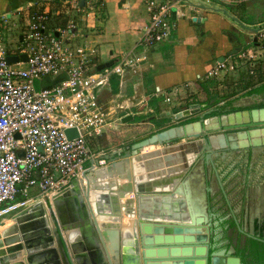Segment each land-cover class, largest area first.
<instances>
[{
  "label": "crops",
  "instance_id": "1",
  "mask_svg": "<svg viewBox=\"0 0 264 264\" xmlns=\"http://www.w3.org/2000/svg\"><path fill=\"white\" fill-rule=\"evenodd\" d=\"M163 1L176 3L179 9L174 21L173 37L145 47L140 39L150 20L147 0H94V7L84 4V10L81 11L73 8L68 0H0V14L15 15V21L25 28H28L34 11L48 14V27L51 29L64 27L74 20L81 33V36L74 39V45L83 42L96 48V55L90 61L94 70H98V65L102 63L115 64L129 56L142 58L135 65L124 67L122 73L112 74L99 90V99L107 107H112V113L109 117L110 127L92 144V151L96 156L112 155L115 151L122 150L123 153L135 141L161 129L197 120L199 113L184 119H178L174 114L163 115L171 110L188 108L192 103L200 104V113L214 109L210 115L264 107V37L260 34L264 31L255 33L243 43V46L251 43L252 48L260 53L254 73H251L250 66H242L230 73L225 80L221 77L207 78L217 61L222 56L228 59L227 54L238 47L233 34L239 31V25L222 12L190 7L184 1ZM194 1L199 5H216L227 9V4L219 1ZM227 11L239 18L242 15H253L254 19L243 22L253 27H264V0H245L238 4L237 11ZM195 16L204 19L200 22L193 21ZM158 89L172 91L169 94L171 100L167 101ZM136 112L144 117L137 127L131 128L122 118L128 114H132L134 118ZM121 124L123 129L119 127ZM160 147V144L152 145L145 147L143 151ZM241 149L244 148H239L238 151ZM250 153L254 154L252 149ZM253 156H257V153ZM166 157L163 153L157 157L163 171L167 169ZM90 163L91 160L87 165ZM146 167L130 158L125 169L132 172L135 170L138 177H144L142 181L145 184L153 186V181L159 178H148ZM189 173L190 197L187 198V189L183 186L179 199L189 205L204 194L206 208L212 188L211 168L195 165ZM114 178L118 184L127 181L120 175H115ZM85 183L86 179L81 175L73 178L69 186L56 194H41L38 189L33 188L29 194L31 200L24 207L30 217L27 222L32 223L33 229L30 244L21 239L17 243H23L22 249L12 258L1 257L0 264H122L118 246H115V241L118 243L119 239L115 240L113 234L118 233L119 237L120 230L132 226L134 218L127 216L124 211H120L121 216L115 219V216L109 214H94L91 199L86 195ZM153 195L162 198L168 194H145L146 197ZM132 197L133 192H128L124 197L119 194V205L122 206L126 203L124 201ZM23 198V194L18 193L17 199ZM151 200L148 199V202L153 207ZM131 208L135 209V202L129 206ZM13 213L0 220V232L16 224ZM7 247L8 245H3L0 249Z\"/></svg>",
  "mask_w": 264,
  "mask_h": 264
},
{
  "label": "built area",
  "instance_id": "2",
  "mask_svg": "<svg viewBox=\"0 0 264 264\" xmlns=\"http://www.w3.org/2000/svg\"><path fill=\"white\" fill-rule=\"evenodd\" d=\"M93 1L85 0V5L92 8ZM216 1L240 4L245 0ZM68 3L78 11L84 10L80 0ZM176 7L170 1L147 0L150 20L143 29L142 45L151 47L173 37ZM48 19L47 13L34 11L27 31L22 38L19 36L21 45L8 51L4 41L11 21L6 13L0 14V220L26 207L33 188L41 194H56L86 170L107 164L105 155L96 156L92 151V144L111 125L112 107L99 99V90L112 74L122 73L124 67L142 60L129 56L94 70L90 61L96 48L73 44L81 36L76 22L71 20L64 27L48 31ZM260 34L264 37V32ZM21 54H26L27 60H7L8 55ZM259 57L260 53L248 43L228 59L217 61L207 78L225 80L242 66H250L254 73ZM62 72L67 73L66 79L48 87H35L36 79L54 78ZM158 92L171 100L172 91ZM68 128H76L77 135L68 138ZM18 193L24 198L17 199Z\"/></svg>",
  "mask_w": 264,
  "mask_h": 264
},
{
  "label": "water",
  "instance_id": "3",
  "mask_svg": "<svg viewBox=\"0 0 264 264\" xmlns=\"http://www.w3.org/2000/svg\"><path fill=\"white\" fill-rule=\"evenodd\" d=\"M176 1H184L190 7L224 13L239 25V33L247 35L248 38H252L255 33L264 29L262 26L255 28L248 26L236 15L229 13L225 7L199 5L194 0ZM84 2L80 0V5L84 6ZM177 7L173 11V18H176ZM192 19L200 22L204 18L195 16ZM233 36L236 34L234 33ZM245 41L244 36L238 39V47L230 51L227 56L236 54L243 48ZM19 58L27 60V55L7 56L9 62L18 61ZM224 58L225 56H222L221 60ZM111 65L113 62L102 63L97 69L102 70ZM66 78V72L54 78L45 76L39 82L40 88L54 85ZM200 111V104L192 103L188 108L180 111L171 110L163 113V115L174 114L178 119L187 118L194 113L199 114L198 119L193 122L161 129L135 141L123 153H121L123 150L115 151L112 155L105 156L108 160L107 165L88 169L82 174L86 179V195L91 199L94 214H109L115 216V219L121 216L120 211H124L127 216L134 218L132 226L120 230L119 237L118 233L113 234L115 240L119 239L118 243L115 241V246H118L122 264H209V262L216 264L219 261L215 256L216 252H209V228L206 224L209 220L204 205V194L186 205L183 199H179L180 191L185 186L187 198L190 197L189 171L199 162L203 161L216 169L214 156L219 153L223 156L229 149L236 150L264 144V140L254 137L255 134L264 133V107L223 112L211 116L208 115L214 112V109L203 110L201 113ZM132 119L133 115L128 114L122 118V121L128 122ZM211 120L217 124H211ZM221 131L223 133H218ZM66 134L68 138H72L77 135V129L68 128ZM16 136L19 137L18 134ZM241 138H246L250 143L239 144L237 139ZM157 144L162 147L148 152L143 151L145 147ZM162 153L167 156L165 171L160 169L163 166L157 158ZM130 158H133L134 162H140L141 166H147L148 178H159L153 181V186L145 184L142 181L144 177H138V172L135 170L132 172L125 169L130 163ZM115 175H120L127 181L118 184ZM104 180L107 181L103 183ZM114 188L119 189V193ZM128 192H133L134 197L127 199L124 201L126 203L120 206L118 195L124 197ZM154 193L168 195L162 198L155 195L145 196ZM150 198L153 207L148 202ZM134 202L135 209H129ZM24 209L21 208L12 214L16 221L15 225L0 232V247L8 245L6 249H0V259L14 257L23 247V243H17L21 242V239L30 244V238L33 236L32 223L27 222L30 217L27 215L28 211ZM58 233L61 235L60 232ZM13 243L15 244L11 245ZM230 261L237 262V259Z\"/></svg>",
  "mask_w": 264,
  "mask_h": 264
},
{
  "label": "flooded vegetation",
  "instance_id": "4",
  "mask_svg": "<svg viewBox=\"0 0 264 264\" xmlns=\"http://www.w3.org/2000/svg\"><path fill=\"white\" fill-rule=\"evenodd\" d=\"M237 151L214 156L216 169L198 163L211 168L209 252L216 264H264V144Z\"/></svg>",
  "mask_w": 264,
  "mask_h": 264
},
{
  "label": "rangeland",
  "instance_id": "5",
  "mask_svg": "<svg viewBox=\"0 0 264 264\" xmlns=\"http://www.w3.org/2000/svg\"><path fill=\"white\" fill-rule=\"evenodd\" d=\"M218 1L216 0H212V3H217ZM227 9H230V10H234V11H237L238 10V4H227L226 5ZM6 16L10 19L11 21V30L7 32L6 34V37H5V47L7 48L8 51H12V50H15L17 49L21 43L19 41V36L20 34L24 33L27 31V28H25L24 26H21L19 22L15 21V15H12L11 13H6ZM239 18V17H238ZM252 18L254 19L253 15H249L248 17H244L243 15L241 16V18H239L242 22L243 20L245 21H248V20H252ZM16 22V23H14ZM250 27H253L252 25H248ZM255 28V27H254ZM50 26L48 27V31H50ZM236 36H235V40H238V39H242V37L244 36V39L247 40L248 39V36L245 34H240L239 31L235 32ZM75 40H73V44H74ZM81 44H84L83 42ZM105 57H103V60ZM40 78L36 79L35 81V87L37 89L40 88ZM172 94V93H171ZM147 113H152V112H147ZM134 118L131 120V121H128L127 124L131 126V128H135L137 127L138 125V122L141 121L143 119V115H138V113L136 112V114H134ZM211 116V115H210ZM122 125V124H121ZM119 127H122V129L124 128V126H119ZM109 129V128H108ZM107 129V130H108ZM218 133H223L222 131L221 132H218Z\"/></svg>",
  "mask_w": 264,
  "mask_h": 264
},
{
  "label": "bare ground",
  "instance_id": "6",
  "mask_svg": "<svg viewBox=\"0 0 264 264\" xmlns=\"http://www.w3.org/2000/svg\"><path fill=\"white\" fill-rule=\"evenodd\" d=\"M210 123L214 124V125L217 124L216 122H214L212 120L210 121ZM254 137L259 138L261 141H263L264 140V133L260 132L259 134H255ZM237 142L239 144L248 143V142L250 143V141L247 140L246 138L237 139Z\"/></svg>",
  "mask_w": 264,
  "mask_h": 264
},
{
  "label": "trees",
  "instance_id": "7",
  "mask_svg": "<svg viewBox=\"0 0 264 264\" xmlns=\"http://www.w3.org/2000/svg\"><path fill=\"white\" fill-rule=\"evenodd\" d=\"M226 113H228V112H226ZM212 115H214V114H212ZM187 123V122H186Z\"/></svg>",
  "mask_w": 264,
  "mask_h": 264
}]
</instances>
